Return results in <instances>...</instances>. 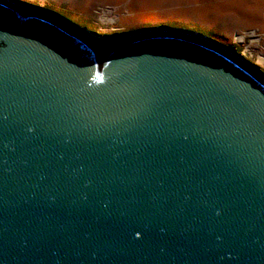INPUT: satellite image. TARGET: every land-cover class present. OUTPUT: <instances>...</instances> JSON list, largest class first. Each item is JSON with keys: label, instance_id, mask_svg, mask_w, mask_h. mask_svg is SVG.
Segmentation results:
<instances>
[{"label": "water", "instance_id": "water-1", "mask_svg": "<svg viewBox=\"0 0 264 264\" xmlns=\"http://www.w3.org/2000/svg\"><path fill=\"white\" fill-rule=\"evenodd\" d=\"M126 34L0 0V264H264V76Z\"/></svg>", "mask_w": 264, "mask_h": 264}, {"label": "rangeland", "instance_id": "rangeland-1", "mask_svg": "<svg viewBox=\"0 0 264 264\" xmlns=\"http://www.w3.org/2000/svg\"><path fill=\"white\" fill-rule=\"evenodd\" d=\"M51 10L107 47L164 26L209 37L264 76V0H21Z\"/></svg>", "mask_w": 264, "mask_h": 264}, {"label": "bare ground", "instance_id": "bare-ground-1", "mask_svg": "<svg viewBox=\"0 0 264 264\" xmlns=\"http://www.w3.org/2000/svg\"><path fill=\"white\" fill-rule=\"evenodd\" d=\"M133 37H136V36H133ZM133 37H131V38H133ZM95 49H97V50H104V47H100V46H98V45H94L93 46Z\"/></svg>", "mask_w": 264, "mask_h": 264}]
</instances>
